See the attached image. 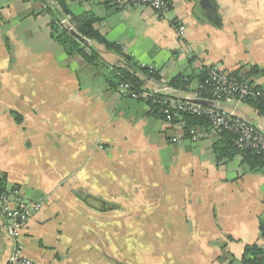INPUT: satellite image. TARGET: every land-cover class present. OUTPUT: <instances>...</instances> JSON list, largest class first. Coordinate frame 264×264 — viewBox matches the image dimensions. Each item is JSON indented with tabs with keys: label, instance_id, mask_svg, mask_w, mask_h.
<instances>
[{
	"label": "crops",
	"instance_id": "obj_1",
	"mask_svg": "<svg viewBox=\"0 0 264 264\" xmlns=\"http://www.w3.org/2000/svg\"><path fill=\"white\" fill-rule=\"evenodd\" d=\"M49 1L0 0V185L15 202L42 204L20 238L25 255L38 264H243L248 246L263 249L264 169L218 162L216 140L191 141L105 75L123 68L141 89L167 87L195 103L197 80L186 89L170 82L204 67L264 88V0H173L164 18L67 0L129 57L89 40L98 65L53 37L51 11L75 23L48 11ZM241 105L224 104L264 129V116ZM12 247L0 216V264Z\"/></svg>",
	"mask_w": 264,
	"mask_h": 264
},
{
	"label": "built area",
	"instance_id": "obj_2",
	"mask_svg": "<svg viewBox=\"0 0 264 264\" xmlns=\"http://www.w3.org/2000/svg\"><path fill=\"white\" fill-rule=\"evenodd\" d=\"M72 4L82 5L90 2H99L120 10L135 8H149L160 18L166 17L170 11L173 0H70ZM45 8L61 10L56 0H51ZM62 27L68 23L75 26L68 18H62ZM176 33L181 41L185 38V26L176 22ZM68 31V30H67ZM207 76L202 83H198L194 97L213 102L215 105L195 103L189 99H180L172 94V91L164 87L161 91H134L129 84H121L117 89L121 96L141 101L149 106V112L157 115L163 122L171 126H179L186 130V116L206 118L210 122V129L199 127L189 129L188 138L198 141L206 138L219 140L223 133L228 132L234 137L235 146L240 151L252 154H264V129L251 123L244 115L227 110L224 104L227 102L249 104V102L264 101V88H260L249 79L236 71H224L217 66L203 68ZM256 113L261 115L260 109L254 107ZM176 141H179L176 139ZM42 209V204L26 203L19 200L15 202L13 197L2 190L0 185V216L5 222L7 232L13 241L7 264H38L25 255V247L20 242L27 222L32 215ZM262 257L264 259V248Z\"/></svg>",
	"mask_w": 264,
	"mask_h": 264
},
{
	"label": "trees",
	"instance_id": "obj_3",
	"mask_svg": "<svg viewBox=\"0 0 264 264\" xmlns=\"http://www.w3.org/2000/svg\"><path fill=\"white\" fill-rule=\"evenodd\" d=\"M61 7V10L65 15H71L73 22L75 23V28L79 34L90 41H96L104 44L108 50L115 51L116 53L122 55L126 61H129V57L125 56L119 46L116 44L106 41L96 30L94 24L96 22L95 18L90 15L76 16L72 10H70L67 5V0H56ZM51 8H48V11ZM57 10V9H55ZM55 12V11H54ZM51 11L53 16L52 21V32L53 37L66 49L69 55L78 54L86 62L98 65L100 63V56L91 47L85 45L75 36H73L69 31L65 30L62 25L60 18H57L56 14ZM55 14V15H54ZM142 72L156 80L160 79L157 73H151L148 68H142ZM255 72L254 69L251 70V74ZM248 74V75H251ZM207 76V72L203 69L195 77H189L184 75L176 76L171 82L170 86L174 89H186L191 83L198 81L197 83H202ZM106 80L110 86L114 89H118L121 84H129L134 91H141L142 82L128 70L123 68L113 67L109 70V73L105 75ZM195 80V81H194ZM249 105L257 107L260 109L261 115L264 116V101L259 100L258 102H249ZM187 128L185 130L188 136L189 129L193 127H199L205 130L210 129V122L206 118L186 116L185 117ZM214 153L218 162L224 160H232L239 157L242 165H246L251 171H260L264 169V154H252L247 151H240L234 143V137L225 132L222 134L221 138L215 142ZM262 235L264 237V227H262ZM263 249L257 245L248 246L245 251V255L242 259L243 264H264V259L262 257Z\"/></svg>",
	"mask_w": 264,
	"mask_h": 264
},
{
	"label": "water",
	"instance_id": "obj_4",
	"mask_svg": "<svg viewBox=\"0 0 264 264\" xmlns=\"http://www.w3.org/2000/svg\"><path fill=\"white\" fill-rule=\"evenodd\" d=\"M65 28L73 35L75 36L78 40H80L82 43H84L85 45H89L90 41L86 38H84L81 34L78 33L77 30H75L74 28H72L68 23L64 24ZM197 102V101H196ZM198 103L201 104H208V105H215L213 102H209L207 100H202L199 99ZM225 107V106H224Z\"/></svg>",
	"mask_w": 264,
	"mask_h": 264
},
{
	"label": "rangeland",
	"instance_id": "obj_5",
	"mask_svg": "<svg viewBox=\"0 0 264 264\" xmlns=\"http://www.w3.org/2000/svg\"><path fill=\"white\" fill-rule=\"evenodd\" d=\"M89 46V45H88ZM241 110L243 111V113H245L246 115H249V116H255L254 112H253V109L249 106V105H241ZM263 126H264V120L262 119L260 121Z\"/></svg>",
	"mask_w": 264,
	"mask_h": 264
}]
</instances>
